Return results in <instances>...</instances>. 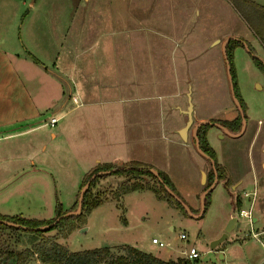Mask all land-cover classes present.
Returning <instances> with one entry per match:
<instances>
[{"label":"crops","instance_id":"obj_1","mask_svg":"<svg viewBox=\"0 0 264 264\" xmlns=\"http://www.w3.org/2000/svg\"><path fill=\"white\" fill-rule=\"evenodd\" d=\"M39 1L0 0V168L8 167L6 172L0 169V189L18 187L13 175L23 165L28 173L55 165L57 183L67 180L68 185L53 188L72 197L67 204L84 175L101 163L148 164L163 171L175 190L177 174L190 178L203 169L207 175V158L194 147L192 125L186 140L177 131L186 119L188 84L193 122L211 117L204 112L206 96L194 88V63L196 55L218 44L212 52L223 55L224 39L209 36L204 44L199 39L196 50L191 33L239 36L240 16L234 6L215 0L221 10L218 20L228 19L230 27L205 31L194 28L201 13L195 4L205 0H45L49 25L41 22L40 32L31 13ZM26 7L30 15L23 17ZM229 36L255 47L241 34ZM239 46L246 49L242 42ZM223 103L225 111L227 100ZM57 122L56 130H47ZM213 126L232 139L245 133V127L232 136ZM217 162L239 185L242 171L235 156ZM27 264L43 263L35 257Z\"/></svg>","mask_w":264,"mask_h":264},{"label":"rangeland","instance_id":"obj_2","mask_svg":"<svg viewBox=\"0 0 264 264\" xmlns=\"http://www.w3.org/2000/svg\"><path fill=\"white\" fill-rule=\"evenodd\" d=\"M45 4V0L39 1L34 11L31 12L34 14V27L40 32H43L41 22L48 24L45 17L47 14ZM195 5L199 6L201 11L199 17H195V29L228 30L229 20H218L220 14L217 13L221 10L217 8L215 0L200 1ZM27 10L28 7L21 16L30 15V13L26 14ZM239 23L242 37L253 42L255 46L251 47L248 42L252 52H246V49L239 46L241 45L239 43L231 50L236 90L244 104L247 129L245 126V133L238 139H232L228 136H220L218 129L213 125L205 126V140L213 156L214 166L208 159L206 160L208 166L204 183L197 169L190 178L185 175H175L178 192L176 190L174 192L188 209L183 206L184 210H182L173 201L163 199L170 206L166 205L163 200L155 198L149 189L131 191L120 199L123 193L116 194L120 190L121 182L127 178L126 175L112 172L102 173L92 182L87 197V200L93 197L101 199V205L93 207L86 213L80 226L74 228L65 237L56 239L68 250L76 251L108 245L113 253L117 254L123 253L125 245L123 243H127L159 258L174 259L186 258L181 251L193 245L198 250L199 257L189 260L192 264H264V72L252 60V56L264 60V47L241 16ZM240 34L238 36L236 33H191L195 41L193 47L196 50L200 49L199 39H203L204 44L214 35L225 39L229 35L241 37ZM219 46L220 44L196 55L197 59L194 63L196 69L193 78L196 92H200L207 98L204 112L211 117L204 119L222 124L224 120L235 119L239 116V112L230 95L223 55L219 50L212 52L219 49ZM206 82L208 84L203 85ZM225 99L227 105L224 111ZM52 112L50 111L47 115L53 114ZM58 124L57 122L54 127L47 126V130H56ZM192 142L194 143V139ZM194 153L199 161L203 159L195 151ZM222 156L226 159L235 156L236 164L242 171L239 185L232 178L227 177L226 166L217 162ZM23 166L18 168L19 170L13 175L16 181L14 183L19 184L18 187L9 191L0 189V215L35 218L46 223L56 217V201L61 205L59 210L61 213L76 208L79 190L87 173L80 181L73 200L67 204L72 197H66L65 190L54 191L53 188L55 184L66 183L68 185L67 180H64V183H57L59 181L57 180L58 169L55 165H50L51 168H46L44 172L39 173H28L26 171L28 167ZM114 166L115 168L122 167L119 164H114ZM0 169L6 172L8 167L3 166ZM213 170L216 172L217 181L207 193L204 212L200 216H193L192 214L199 210L200 192L213 182ZM26 178L27 182L22 181ZM145 179L149 183L158 184L155 177L147 175ZM222 179H225V184ZM234 183L236 185H233ZM26 184L29 185V189L28 186L23 187ZM41 187H43V193L40 195L38 189ZM244 191L250 194L244 196ZM251 191L255 192L254 196ZM236 200L239 206L235 204ZM250 204L252 217L249 221L247 217L238 215V210L239 208L248 209ZM2 210H7L8 213H3ZM231 214L236 216L234 227L227 232L225 239L211 248L210 242L221 235ZM255 216L257 219L252 220ZM81 227L84 230L80 231ZM261 230V233L253 235V232L257 233ZM180 231L185 232V239L178 237ZM43 233L45 236H52L56 230L49 229ZM14 234L16 233L13 232L11 235L17 237ZM20 237L24 239L26 235L22 233ZM152 237L164 242V246L152 243ZM220 253L222 256H219ZM32 259H35V256L30 257L27 263Z\"/></svg>","mask_w":264,"mask_h":264},{"label":"trees","instance_id":"obj_3","mask_svg":"<svg viewBox=\"0 0 264 264\" xmlns=\"http://www.w3.org/2000/svg\"><path fill=\"white\" fill-rule=\"evenodd\" d=\"M228 1L234 6V8L239 13V16H241L243 21L247 23L254 36L264 47V2H256L254 0ZM239 43L241 42L238 40L229 39L225 44V51L232 76L234 93L240 102L244 114V104L236 90L231 53V50ZM249 49L250 52H252L250 47ZM252 60L255 62L256 66L264 72L263 61L259 60L255 56H252ZM240 119L241 117L239 114V116L231 121H222V124L228 130L236 132L240 128ZM207 125L209 124L199 126L196 129V134L199 139L200 148L213 158L205 140L204 129ZM149 167L152 166L138 161H131L119 168H115L113 163H101L96 165L85 176L87 178L90 177L92 173H97L90 180L88 187L84 191L81 201V211L78 214H69L60 218L53 226L49 228L56 230V233L52 236L43 235V232L49 229L23 230L0 222V264H27V261L32 256H35L43 264H192V262L189 261L190 259L185 257L162 259L154 256L150 252H145L129 245H124L123 253L117 254L113 253L109 246H99L71 251L56 240L58 237H65L74 228L80 226L84 219V215L88 213L93 207L102 203V200L96 197L87 200L92 182L96 179V177L102 174L98 173V171H107L112 169V171L109 173H121L126 175L127 178L121 182L119 186L120 190L118 193L116 192V195L136 189L146 188L151 190L156 198L173 201L174 204L176 203L175 205L184 210L181 203L167 191L166 188L174 192L175 188L168 176L163 171L157 170L160 178L162 179V182L157 180L158 184L149 183L145 179L147 175L152 176L153 178L155 177L152 173L145 170ZM86 178H84L85 180H83V184L87 181ZM207 193L204 197V205L206 202ZM235 204L239 206V202L237 200L235 201ZM55 208L56 216L62 214L59 212L61 205L58 201H56ZM0 218L31 227L48 223H43L42 221L35 218H25L21 216L8 217L0 215ZM13 232L16 233L14 235L17 237H13L11 235ZM22 233L26 235L24 239L20 237V234Z\"/></svg>","mask_w":264,"mask_h":264},{"label":"water","instance_id":"obj_4","mask_svg":"<svg viewBox=\"0 0 264 264\" xmlns=\"http://www.w3.org/2000/svg\"><path fill=\"white\" fill-rule=\"evenodd\" d=\"M229 39H235V40H238L240 42H242L244 44V46L246 47L247 50H249L246 42H244L243 40L239 39V38H236V37H233V36H228L226 37L222 42H221V45H222V53H223V56H224V61H225V69H226V75H227V79H228V84H229V90H230V95H231V98L240 114V128L238 131L236 132H232L230 130H228L224 125H222L221 123H218V122H215V121H211V120H208V119H201L197 122H193V117H192V101H191V87H190V84H188L187 86V91H186V98H187V105H186V108L183 110V112L185 113L186 115V119L184 121V124L178 129L177 133L179 135V137L183 140H186V134H187V131L189 129V127L192 125V131H193V137H194V147L196 149V151L198 153H200L201 155H203L204 157H206L207 159H209L210 163L212 164V166H214V160L212 159V157H210L207 153H205L201 148H200V145H199V139L197 137V134H196V129L201 126V125H206V124H209V125H216L218 126L220 129H222L225 133L229 134V135H232V136H238L240 135L243 130H244V127H245V117H244V114H243V111H242V108H241V105H240V102L238 100V98L236 97L235 93H234V86H233V81H232V76H231V73H230V67H229V63H228V59H227V56H226V51H225V43L229 40ZM218 41V39L215 40V42ZM263 64H264V60H263ZM220 136H222V134H220ZM147 172H150L152 173L159 182H162V179L160 178L158 172L156 169H154L153 167H149V168H146L145 169ZM111 170H107V171H98V173H109ZM214 171V170H213ZM97 173H92L91 176L87 179V181L81 186L80 190H79V194H78V199H77V205H76V208L74 210H68L58 216H56L52 221L46 223V224H43V225H39V226H27V225H23V224H19V223H16L14 221H11V220H6V219H2L0 218V222L1 223H4L8 226H12V227H15V228H20V229H24V230H45V229H49L51 226H53L60 218L66 216V215H69V214H78L80 211H81V201H82V198H83V194H84V191L86 190V188L88 187L89 185V182L90 180L96 175ZM200 174H201V181L204 183L205 181V177H206V172L205 170L201 169L200 170ZM217 180V175H216V172L214 171V177H213V182L208 185L207 187H205L200 195H199V210L197 213H193L192 215L193 216H200L203 211H204V197L206 195V193L208 191L211 190L213 184L215 183V181ZM167 191L174 197L176 198L182 206H184L186 209H188V207L184 204V202L173 192L171 191L170 189L166 188ZM255 217L252 218V220H254ZM236 221V216H230L228 221H227V224L224 228V231L221 233V235L217 238H215L214 240H212L210 242V247L213 248L215 245H217L219 242H221L223 239H225L227 237V232H229L233 227H234V223ZM84 230V228H80V231ZM219 256H222V254L220 253Z\"/></svg>","mask_w":264,"mask_h":264},{"label":"built area","instance_id":"obj_5","mask_svg":"<svg viewBox=\"0 0 264 264\" xmlns=\"http://www.w3.org/2000/svg\"><path fill=\"white\" fill-rule=\"evenodd\" d=\"M54 121H55V117H51L49 119V123L50 124H53ZM251 192H252V195L254 196L255 192L254 191H251ZM249 194H250L249 192H246V191L243 192V195L244 196L249 195ZM238 215L247 217L249 219V221H250L251 220V217H252L251 204L249 205V208L248 209L239 208ZM257 234L258 233L253 232V235L254 236H256ZM178 237L180 239H185L186 238L185 232L184 231H180L178 233ZM151 242L157 244L158 246H164V242L156 239L155 237H152L151 238ZM182 252H183V254H185L186 258H188L190 260H194V259H196V258L199 257V252L195 248V246H193V245H190L186 249H183Z\"/></svg>","mask_w":264,"mask_h":264}]
</instances>
